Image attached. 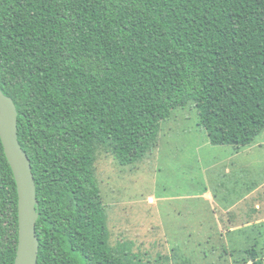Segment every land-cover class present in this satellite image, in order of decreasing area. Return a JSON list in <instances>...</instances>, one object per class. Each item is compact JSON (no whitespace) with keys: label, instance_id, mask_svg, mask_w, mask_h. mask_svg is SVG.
Masks as SVG:
<instances>
[{"label":"trees","instance_id":"trees-1","mask_svg":"<svg viewBox=\"0 0 264 264\" xmlns=\"http://www.w3.org/2000/svg\"><path fill=\"white\" fill-rule=\"evenodd\" d=\"M0 89L37 186L38 264H127L110 244L96 146L138 162L190 105L211 145H253L264 0H3ZM18 201L0 137V264H15Z\"/></svg>","mask_w":264,"mask_h":264},{"label":"rangeland","instance_id":"rangeland-1","mask_svg":"<svg viewBox=\"0 0 264 264\" xmlns=\"http://www.w3.org/2000/svg\"><path fill=\"white\" fill-rule=\"evenodd\" d=\"M254 145H264V133ZM252 147L211 145L192 105L172 112L138 162L121 165L96 146L95 175L118 256L127 264H250L253 251L264 262V226L236 233L224 224L221 231L215 210L197 195L221 186L225 164L252 171L243 180L248 186L257 171L264 180V146Z\"/></svg>","mask_w":264,"mask_h":264},{"label":"water","instance_id":"water-1","mask_svg":"<svg viewBox=\"0 0 264 264\" xmlns=\"http://www.w3.org/2000/svg\"><path fill=\"white\" fill-rule=\"evenodd\" d=\"M0 137L15 177L19 198V241L15 264H38L40 242L36 232L39 220L37 186L31 161L19 142L16 105L1 89Z\"/></svg>","mask_w":264,"mask_h":264},{"label":"crops","instance_id":"crops-1","mask_svg":"<svg viewBox=\"0 0 264 264\" xmlns=\"http://www.w3.org/2000/svg\"><path fill=\"white\" fill-rule=\"evenodd\" d=\"M254 144L249 147L250 150L252 146H256V149L264 146ZM249 173L253 172L248 168L232 170L225 164V170L219 174L223 181L221 186H212L209 191L207 189L206 192L197 193L202 197L201 203L215 210V224L221 231L224 224L232 229H238L235 230L236 233L248 227L264 226V180H261V173L257 171L248 186L243 180L246 178L245 174ZM230 219L236 221L231 222Z\"/></svg>","mask_w":264,"mask_h":264}]
</instances>
